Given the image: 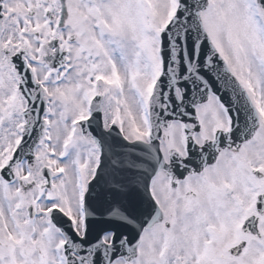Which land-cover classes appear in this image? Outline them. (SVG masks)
<instances>
[{
  "label": "snow or ice",
  "instance_id": "snow-or-ice-1",
  "mask_svg": "<svg viewBox=\"0 0 264 264\" xmlns=\"http://www.w3.org/2000/svg\"><path fill=\"white\" fill-rule=\"evenodd\" d=\"M0 264H264V0H0Z\"/></svg>",
  "mask_w": 264,
  "mask_h": 264
}]
</instances>
